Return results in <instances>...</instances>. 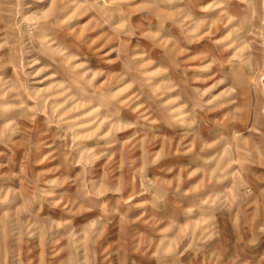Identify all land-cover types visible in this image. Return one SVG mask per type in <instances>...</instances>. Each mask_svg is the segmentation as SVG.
Returning a JSON list of instances; mask_svg holds the SVG:
<instances>
[{
  "label": "rangeland",
  "instance_id": "374dc122",
  "mask_svg": "<svg viewBox=\"0 0 264 264\" xmlns=\"http://www.w3.org/2000/svg\"><path fill=\"white\" fill-rule=\"evenodd\" d=\"M0 264H264V0H0Z\"/></svg>",
  "mask_w": 264,
  "mask_h": 264
}]
</instances>
